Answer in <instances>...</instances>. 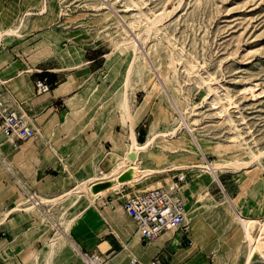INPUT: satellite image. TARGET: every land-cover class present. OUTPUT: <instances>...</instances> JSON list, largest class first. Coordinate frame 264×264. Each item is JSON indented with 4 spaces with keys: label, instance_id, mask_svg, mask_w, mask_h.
Here are the masks:
<instances>
[{
    "label": "rangeland",
    "instance_id": "rangeland-1",
    "mask_svg": "<svg viewBox=\"0 0 264 264\" xmlns=\"http://www.w3.org/2000/svg\"><path fill=\"white\" fill-rule=\"evenodd\" d=\"M170 12L159 31L147 32L151 20ZM0 23L3 28L21 25V37L11 39L0 49L1 55L8 52L10 61H26L28 71L35 72L32 65L44 61L48 69H69L59 83L77 79L74 94L82 103L109 74L107 55L115 53L116 45L125 39H134L147 63L141 79L135 77L131 96L134 112L141 116L138 141L145 142L154 122L161 130L184 124L172 140V152L163 154L158 149L150 154L157 165L163 158L189 167L212 163L219 159L218 151L226 158L249 160L251 150L264 151V0H0ZM110 114L95 119L98 132L105 128L109 132L99 152L101 168L107 170L116 163L112 138L129 133L119 111ZM13 154L22 172L20 159L27 153ZM176 175L174 182L183 185L193 173L186 171L184 179ZM215 177L208 187L195 191L203 195L208 190L207 199L196 201L192 196V209H187L193 222L201 225L199 230L195 227L198 239L192 245L185 234L174 245L167 242L166 264H244L243 230L233 220L225 195L249 213L264 214V157L246 169L220 171ZM169 182L156 178L136 190L144 192ZM0 184L6 192L15 181L4 176ZM10 190L13 196L20 194L17 187ZM130 192L135 191L122 186L115 196ZM34 216L40 220L43 240L52 238L57 231ZM239 248L241 253L236 255ZM252 261L264 264L259 256Z\"/></svg>",
    "mask_w": 264,
    "mask_h": 264
},
{
    "label": "crops",
    "instance_id": "crops-1",
    "mask_svg": "<svg viewBox=\"0 0 264 264\" xmlns=\"http://www.w3.org/2000/svg\"><path fill=\"white\" fill-rule=\"evenodd\" d=\"M8 43L10 42H4L1 48ZM9 55L8 52L2 55L0 53V81L5 82V86L17 100L24 102L25 108L31 109L35 125L38 131L43 134V138L39 137L38 134V137L33 140L10 143L1 136L0 152L4 159L11 164L15 177L19 178L20 182H25L32 193L43 197L57 196V194L73 188L77 180L89 178L93 172L86 171L93 165L102 163L103 156L99 158V152L100 150L103 152V142L108 141L109 132L106 131V128L101 133L98 132L99 125L96 127L94 121L85 128L79 138L70 140L68 138L69 132L78 129L77 122L74 118L71 119V114L81 111L87 99L82 103L79 99L80 96L74 94L75 88L71 93L63 90V86L66 84L59 82H61L65 71L51 72L58 68L48 69V63L45 61L32 65L33 68H36L35 72L34 70L28 71L30 66L26 61L23 62L24 64L19 61H10ZM11 71H15L16 74H10ZM44 78H48L51 90L49 93L37 95L34 82ZM1 89L2 86L0 85ZM64 98L68 99H65L62 104L60 101ZM66 111L69 113V119ZM93 134H97V136L92 145L90 140ZM116 138H112L113 146ZM86 151L89 154L88 159L86 158ZM13 152L16 154L27 153L20 159L23 163L22 172H19L15 166L16 161ZM68 168L71 169V172L67 170ZM3 170L0 172V178L6 176L15 181L14 176L6 175ZM120 181L119 187L113 190H111L113 186L105 189L106 196H99L96 206L91 207L83 215L76 218L75 227L70 236L77 243L81 253L90 257L99 256L104 260L110 258L109 261H104L105 264H150L151 262L154 263V258L159 254H163L161 264H166L165 257L168 258L170 251L165 248L168 238L161 237L155 243L148 244L146 247L143 246V242L135 234V223L123 208L124 196H115V193L122 186L127 185L132 188L131 184H128L129 181L126 176L122 175ZM44 182L46 183L44 184ZM3 188L4 186L0 184V220L3 211L15 207V198L17 197L14 193V196L12 195L10 188L6 192ZM93 191L100 195L103 189L98 183L95 187L93 185ZM76 210L77 208L74 206L68 207V217L73 216ZM56 213V210L53 211L59 221ZM189 216L190 213L188 212ZM39 221L38 217L34 215L14 213L10 214L3 224H0V264H85L70 248H66L62 253H55L50 259L45 244L46 238L43 240V232L39 230ZM190 222L192 226L190 239L195 242L197 232L192 225L193 219H190ZM123 242L127 244V247L124 246ZM34 253L37 255L36 259H34Z\"/></svg>",
    "mask_w": 264,
    "mask_h": 264
},
{
    "label": "bare ground",
    "instance_id": "bare-ground-1",
    "mask_svg": "<svg viewBox=\"0 0 264 264\" xmlns=\"http://www.w3.org/2000/svg\"><path fill=\"white\" fill-rule=\"evenodd\" d=\"M170 15H172V12L164 13L160 16H157L155 19L151 20L150 22L151 26L147 28V32L151 33L154 29L159 31L160 30L159 26L163 24L165 19H167ZM22 21L23 18L21 22ZM20 26L21 25H18L16 27L3 28L0 23V48L3 46L4 42H10V40L15 37H21ZM116 54L119 55L115 60H113L114 55ZM107 57H108L107 68L109 69V74L106 76V78L101 77L102 78V80L100 79L101 82H99V84L97 83L96 88L88 96L84 108L79 112H73L71 114L72 117L71 116L70 117L71 119L74 118V120L77 122L78 129H76V131L75 129L71 130L69 132L70 134L68 135V138L70 140L77 139L79 135L85 130V128H87V126L89 127L90 123H93L94 121L99 119V116L100 118H102L104 115L110 114L113 110L119 111L120 113L119 120L124 127H127L129 129V133L128 135L125 136H122L120 134V138L118 137L116 138L114 142V156H115L114 158L116 160L115 161L116 163L115 165H113L111 169L108 170L103 169L101 168V165L95 164L90 171L89 170L86 171V172H93V174L89 176V178L87 179L85 178L86 180H77V183L73 188L65 192H62L60 194H57V196L54 195L51 198L43 197L40 195L36 197L29 192L28 194H26L24 191H22V189H20L21 188L20 185H23V182H20V179L19 178L17 179L15 177L16 175L14 169L12 168L11 164L4 159L3 155L0 152V165L3 167L5 173L8 176L11 177L14 176L13 178L15 179V185H12L10 189H13V187H17L20 190V194L16 197L15 200L16 202L15 207L8 211L2 212L0 224H3L6 218L10 214H14V213L39 215L42 218L43 222L47 221L48 224L50 225V228L57 231L53 233L52 238H47L45 240V244L46 247L48 248V255L50 259L55 253H62L63 251H65L66 248H70L86 264L106 263L104 262L105 261L104 258H101L99 256L90 257L87 254L81 253L77 243L70 236V233L72 229L75 227L76 218L79 217L80 215H83L91 207L96 206V202L99 196H106L105 189L110 188L112 186L113 188L111 190L117 188L121 183L120 177L122 175L128 178L129 181L128 184H131L132 188L136 192L138 191L136 190V186L143 185L146 182L153 181L156 178L169 180L170 181L169 183L158 186V188H163L167 191H175V189H178L179 194L183 198V200L188 201L187 208L185 205V209H186L185 214H186L187 222L190 225V230H189V237H190V234L192 235V226L190 219L192 218H190V216L188 217V211L190 210L191 206L194 203L191 202L190 199L193 196L195 197L196 201H203L207 199V196L210 195L208 190H206V194L203 195L195 193V191L197 189H200L201 191L203 187H208L210 183L215 182L216 180L215 175L218 174L220 171L222 172L225 170L234 171V170L246 169L253 162L255 161L260 162L261 159L264 157V151L255 153L251 150L249 152L250 154L249 160L226 158L224 156H221L222 151H218L219 159L213 161L212 163H204L198 166L189 167L186 164L179 163L172 158H163L162 161L160 162L161 165H157V163L154 161V158L150 157V154L158 149L161 150L163 154L172 152L173 150L172 140L175 136H177L178 131L182 128L184 124H181L178 128L175 129L169 128L167 130H161L160 127L154 122V124L151 126L148 138L143 143L139 142L137 138L136 127L140 122L141 116L140 114H136L134 112L131 96L134 93L133 84L135 77L141 79L142 75H144L147 69V63L146 61H144L143 57L141 56V51L139 46L137 45V42L132 38L125 39L123 44H117L116 52L111 55H107ZM76 68L74 67L73 69ZM61 71L66 72L69 71V69L67 68L66 69L64 68V70L54 69L51 72L56 73ZM76 82L77 79H75L74 77H70L69 79L67 78V80L63 82L64 84H66L63 86V90H65V92L67 93H71L72 90L75 87H77ZM158 92L159 90L157 91V93ZM210 92L214 93V90L210 89ZM68 114L69 113L66 111L67 118L69 116ZM187 118L189 119V117ZM96 135L97 134H93L92 139L90 140L92 145H93V140H95L96 138L95 137ZM39 137L43 138V134L41 132H39ZM192 145L195 146V143L193 141H192ZM52 148L54 149V147ZM122 149H123V153L121 154L120 150ZM195 155L202 159V154L200 153V150H196ZM67 170L71 172V169L68 168ZM189 170H191L193 173L191 181L186 182L183 185H179L174 182L173 174H177L181 179H184L186 175V171ZM98 183L101 185L103 189V192L100 195L95 194L94 193L95 190L93 191V185L95 187V185ZM167 185L168 188H166ZM225 201H227L229 207L233 212V220L238 222L242 227L241 229L243 230V240L246 248V260L244 264H252L253 263L252 260L255 256H259L263 258L264 261V214L260 216L249 213L248 210L240 208L235 203V201L228 198L227 195H225ZM36 203L40 204L39 208L36 207ZM70 206H74L75 208H77V210L73 216L68 217L69 214L68 207ZM55 210L58 213L59 221L57 220L56 216L53 214V211ZM104 220L106 221V219ZM194 222L192 224L194 226V230L195 227L198 228L199 230L201 228L199 221L196 220L195 224ZM135 225L137 226L136 223ZM138 232H135V234L139 236V238L141 239L142 233L139 232L138 234ZM181 236H182L181 232L176 231L175 229H171L165 232L161 237L168 238V242L172 244L173 240L177 238L180 240ZM156 241L149 242L147 244L155 243ZM191 241L193 245L194 242L193 240ZM123 244L125 247H127V244L125 242H123ZM240 249L241 248L237 250L236 255L241 253ZM33 256L34 259L37 258L36 253H34ZM98 261L100 262L98 263Z\"/></svg>",
    "mask_w": 264,
    "mask_h": 264
},
{
    "label": "built area",
    "instance_id": "built-area-1",
    "mask_svg": "<svg viewBox=\"0 0 264 264\" xmlns=\"http://www.w3.org/2000/svg\"><path fill=\"white\" fill-rule=\"evenodd\" d=\"M0 85V135L10 143L37 138L39 131L31 109L25 108L24 102L17 100L4 82L0 81ZM34 88L38 95L49 93L51 86L48 78L37 79ZM20 186L26 194L29 192L36 196L25 182ZM36 207L39 208L40 204L36 203ZM123 208L137 224V230L142 233V242H154L171 229L181 232V239L187 236L185 234L189 235L190 225L186 219L185 204L178 189L167 191L155 188L144 192H130L123 197ZM187 239L192 244L188 236ZM162 257L159 254L154 262L161 264Z\"/></svg>",
    "mask_w": 264,
    "mask_h": 264
}]
</instances>
